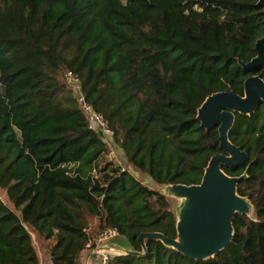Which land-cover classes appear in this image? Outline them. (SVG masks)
Here are the masks:
<instances>
[{
  "label": "trees",
  "instance_id": "trees-1",
  "mask_svg": "<svg viewBox=\"0 0 264 264\" xmlns=\"http://www.w3.org/2000/svg\"><path fill=\"white\" fill-rule=\"evenodd\" d=\"M259 0H0V264H76L104 230L141 253L139 235L176 238L174 199L157 186L199 185L220 153L217 129L197 110L215 93L243 96L264 36ZM113 131L136 177L107 157L100 135L64 79ZM231 144L248 156L237 194L253 216L236 215L231 243L192 261L160 241L141 257L109 264H264V105L235 114Z\"/></svg>",
  "mask_w": 264,
  "mask_h": 264
},
{
  "label": "water",
  "instance_id": "water-1",
  "mask_svg": "<svg viewBox=\"0 0 264 264\" xmlns=\"http://www.w3.org/2000/svg\"><path fill=\"white\" fill-rule=\"evenodd\" d=\"M257 4L262 7L264 16V0ZM254 51L253 59L239 65L244 70L261 67L264 73V36L256 41ZM261 105H264V78L260 76H250L244 81L243 96L233 92L208 96L197 110L196 119L206 132L217 129L220 153L210 158L199 185L156 187L162 195L175 201L176 238L142 233L139 235L141 253L129 242L127 249L106 245L98 252L141 257L146 253L145 241L156 240L192 261H206L219 255L232 241L235 216H253L251 203L237 194V185L246 177V171L238 177H230L222 170V167L247 168L248 163L247 154L230 143L228 134L235 114L251 117Z\"/></svg>",
  "mask_w": 264,
  "mask_h": 264
},
{
  "label": "built area",
  "instance_id": "built-area-1",
  "mask_svg": "<svg viewBox=\"0 0 264 264\" xmlns=\"http://www.w3.org/2000/svg\"><path fill=\"white\" fill-rule=\"evenodd\" d=\"M64 79L66 80L67 84L71 87L75 98L85 116L86 122H87V128L93 132H96L100 137L102 138V141L107 147V156H109V159H111V156L115 163H117L122 169H125L128 173H130L132 176H134V171L133 168H130L124 165H121L114 156V151H113V131L109 128L108 123L103 119L101 115L96 113L90 105H88L83 97V94L81 93V88L78 79L73 76L71 73H65L64 74ZM135 178V176H134ZM137 179V178H136ZM138 180V179H137ZM142 184H146L143 181L141 182ZM116 233L113 230H104L100 233H98L97 237L93 240L88 241L86 248H91L93 242L96 243H103L110 239L111 237L115 236ZM99 264H109L111 259L113 258V255L108 252H102L99 253Z\"/></svg>",
  "mask_w": 264,
  "mask_h": 264
},
{
  "label": "crops",
  "instance_id": "crops-1",
  "mask_svg": "<svg viewBox=\"0 0 264 264\" xmlns=\"http://www.w3.org/2000/svg\"><path fill=\"white\" fill-rule=\"evenodd\" d=\"M96 238V237H95ZM95 238H92L94 241ZM128 241L121 236L115 235L108 239L107 241L99 244L93 242L91 248L85 249L78 257L76 264H99V252L98 250L106 245H110L112 247H117L119 249H127L128 248ZM39 264H46L43 260V263L39 262Z\"/></svg>",
  "mask_w": 264,
  "mask_h": 264
},
{
  "label": "rangeland",
  "instance_id": "rangeland-1",
  "mask_svg": "<svg viewBox=\"0 0 264 264\" xmlns=\"http://www.w3.org/2000/svg\"><path fill=\"white\" fill-rule=\"evenodd\" d=\"M113 151H114V156H115V159L121 164V165H124V166H127V168L129 167L126 163V160L124 158V155L122 153V151L120 150L119 147H117L115 144H113ZM109 158V156H107ZM111 159H113V157L111 156ZM114 160V159H113ZM134 176L139 180V181H143L148 184V185H152L150 180L148 178H146L145 176H143V174L139 173V172H136L134 171ZM154 187V185H152ZM158 187V186H157ZM179 202H177L178 204ZM35 249L37 251V254H38V257H39V262L43 263V260L46 264H51L50 262V258H49V254L46 250H44L42 247H39L37 244H35ZM87 249V248H85Z\"/></svg>",
  "mask_w": 264,
  "mask_h": 264
}]
</instances>
